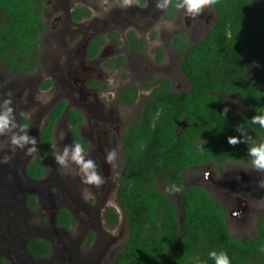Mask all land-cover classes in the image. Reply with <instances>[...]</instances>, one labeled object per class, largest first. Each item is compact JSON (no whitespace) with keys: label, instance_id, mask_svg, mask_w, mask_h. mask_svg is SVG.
Returning a JSON list of instances; mask_svg holds the SVG:
<instances>
[{"label":"trees","instance_id":"16d2710c","mask_svg":"<svg viewBox=\"0 0 264 264\" xmlns=\"http://www.w3.org/2000/svg\"><path fill=\"white\" fill-rule=\"evenodd\" d=\"M43 1L0 0V62L9 72L33 70L37 65ZM145 2L140 0V4ZM175 2L172 0L167 14ZM208 7L214 9L215 19L200 39L188 44L184 33L171 38L172 47L183 54L179 68L190 88L185 93L170 91L169 81L163 78L142 85L151 87V94L122 136L124 162L116 178V201L126 216L128 234L111 264H214L207 255L212 250L226 251L231 264H264V213L257 218L253 237H235L213 196L201 184H183L186 170L209 162L248 159V146L227 143V137L238 135L235 125L243 123L257 142L264 141V129L250 123L252 116L264 112V0L263 9L254 0H215ZM87 14L76 8L72 17L78 20ZM126 40L132 49L144 46L131 31ZM96 46L88 55L95 54ZM155 51L159 56V48ZM141 87L124 88L123 102L132 104ZM222 95L238 96L249 108L236 113L229 110L225 116L224 109L229 107ZM64 105V101L58 102L43 122L40 137L46 150ZM67 118L72 137L81 143L76 125L83 115L71 109ZM44 166L36 157L25 171L38 178ZM162 178L170 187L181 188L176 193L179 206L172 194L155 187ZM261 197L264 200V188ZM104 217L113 228L119 214L107 207ZM56 220L66 225L69 212L60 210ZM27 248L38 257L49 251L39 238L29 240Z\"/></svg>","mask_w":264,"mask_h":264},{"label":"rangeland","instance_id":"374dc122","mask_svg":"<svg viewBox=\"0 0 264 264\" xmlns=\"http://www.w3.org/2000/svg\"><path fill=\"white\" fill-rule=\"evenodd\" d=\"M254 3L259 9H263V0H254ZM145 4L146 6L133 3L124 7L123 0H44L40 15L42 29L37 36L36 71L29 75H12L0 63V103L8 95L12 97L17 123L21 124L25 119L20 115L21 112L40 111L41 117L55 100L65 99L69 108H80L86 115V121L79 128L82 138L90 145L92 152L94 151L90 155L96 161L98 171L102 175L106 170L110 173L107 174L105 183L96 188L80 182L76 165L69 162L67 167L61 168L55 163L53 153L61 151L72 142L68 135V125L62 116L54 128L52 152L42 157L46 163L45 174L33 183L41 184L38 185V194H41L42 200L28 220L32 227L31 237L42 238L45 235L53 243L58 241L61 244L59 249L62 250V259H57L58 255L55 253L54 257L50 254L46 260L32 256L33 262L98 264L99 261V264H109L108 260L127 238L126 216L115 199L116 178L120 176L124 162L120 138L129 123L143 110L145 95L149 90L140 89L136 101L130 105L120 102L118 91L128 85L140 87L149 78L163 76L170 80L171 89L187 92L190 85L179 68L182 53L174 49L169 40L174 34L184 33L188 44H192L206 33L215 18L214 10L207 6H203L197 16L188 17L183 10L177 11L175 8L170 14L166 13L167 9L157 10L155 0H146ZM76 8L89 9L90 17L74 21L70 14ZM128 31H133L137 38L144 41L143 49L135 51L130 48L126 43ZM88 35H102L105 38L98 56L90 60L84 56L87 41L85 38ZM155 47L161 50L160 61L155 58ZM119 57H122V61L117 64L115 59ZM256 59H259V55ZM67 72L75 78L85 74L95 76L100 81H106L107 87L99 92L87 90L88 95L83 97L77 91L72 92L84 88L77 79H70ZM47 78H53L54 84L43 90L40 84ZM66 78L70 80V86L64 85L65 89L63 84L67 82ZM222 96L232 113L249 107L238 96ZM32 112L25 119L30 123H33ZM61 132L64 133L63 137ZM5 136H0V151L4 147ZM110 149L117 153L111 165L105 163L106 153H96ZM37 155L32 153L21 159L16 153H0V185L9 182L11 184L14 178H19L24 160L28 157L27 163ZM244 161L220 164L209 162L186 170L183 173V184L203 185L224 209L229 232L235 237L251 238L255 233L257 218L264 213V200L260 196L261 189L258 188L257 194L248 196L245 202L236 200L234 184L241 175L245 180L255 181L260 174L250 168L245 170L241 167ZM5 167H11L13 173H7ZM207 177L219 183L214 184ZM165 186L170 187L164 178L155 185L161 192L168 193L164 191ZM172 195L179 206L178 195ZM50 200L74 212L73 222L66 229H56L55 225L54 231L50 229L49 222H54L53 214L49 215ZM84 206L87 209L82 210ZM105 206L114 208L119 214L120 218L113 230L106 229L103 224L98 227L94 222L95 215L97 217L98 212ZM90 231L94 233V243L87 249L86 237ZM69 254L74 256V260L67 259Z\"/></svg>","mask_w":264,"mask_h":264},{"label":"flooded vegetation","instance_id":"af4514ba","mask_svg":"<svg viewBox=\"0 0 264 264\" xmlns=\"http://www.w3.org/2000/svg\"><path fill=\"white\" fill-rule=\"evenodd\" d=\"M80 9H82V8H80ZM82 10L84 12L87 11L88 14L85 15V16H82L78 20H75L72 17V12L74 11L73 10L71 12V14H70L71 18L74 21H80L82 19L89 18L90 15H91L89 9L86 8V9H82ZM167 10H168V8H167ZM168 16H167V18H168ZM91 30H94V29L91 27ZM128 32H130V31H128ZM131 32H133V31H131ZM127 33H126V35H127ZM173 36H171V38ZM171 38L169 40V43L170 44H171ZM85 39L87 41H86V45L84 46L85 47V49H84V56L87 59L90 60V59H93L96 56H98L99 48H100L101 44L104 42V39L105 38L102 35H93V36L88 35V36H86ZM96 43H98L97 46H96ZM126 43H127V40H126ZM95 46H96V52H95V54L88 55L89 49H92ZM144 46L141 49H143ZM171 46H172V44H171ZM155 48H159V47H155ZM141 49H137V50L132 49V50L140 51ZM159 50H160V48H159ZM155 58H156L157 61H160L162 59L161 50H160V55L159 56H158V54L156 52ZM115 60L117 61V64H120L121 61H122V57H119L118 59H115ZM37 66H38V62H37V65L35 66V68L33 70L28 69V70H26L24 72H11V71L9 72V71H7L5 69L4 66H3V68H4V70L7 71V73H11L12 75H29V74H32V73H34L36 71ZM67 76L69 78L72 77V78L77 79L79 81V83L81 84V87L84 88V89L72 90V92L77 91L78 94L82 95L83 97H85V96L88 95L87 94L88 91L99 92V91L104 90L107 87L106 81H100L95 76H89V75H86L85 74V75H81V76H78L77 78H75L73 75H70L69 72H67ZM82 77H83V79L85 81L82 79ZM152 78H157V79L158 78H163V79L168 80L169 81V89H170V91H174L173 89H171V83H170V80L168 78L163 77V76L162 77H152ZM152 78H149L147 80V82H149ZM66 79H67L66 80L67 82H65V84H63V86L65 85V86L69 87L70 86V80L68 78H66ZM48 80H49V85L48 86H45V84H46V82ZM53 84H54L53 78L52 79L51 78H47V79H45V80H43L41 82L40 86H41V88L43 90H45V89H48V88L52 87ZM189 85H190V83H189ZM65 86H64V88L66 89ZM123 89H121L120 91H118V94H117L118 99L120 100L121 103H123L125 105H130V104H127V103L123 102V100H122L121 92H122ZM141 89L142 90H145V91H148L149 90L147 92V95H145V97L146 96H149L151 94V91H152V88L151 87H149V88H142L141 87ZM67 93H68V91H67ZM60 101H64L65 105H64V108H63L61 114L54 121V124H53V127H52V134H51V143H50L49 149L46 150V149L42 148L43 146H42V139L40 137V130H41L42 126H43V122H44L47 114L49 113V111L58 102H60ZM144 103H145V101H144ZM71 109H76V110H78L83 115V120L76 125V128L78 130V135H79V138L81 139V143H84V144L87 145V148H88V150H89L90 153H94V151L92 152V149L90 148V145L84 142V140L82 138L81 129H79L80 126H81V124L84 121H86V119H87L86 118V115L83 113V111L80 108H75V107L69 108V106H68L67 102L65 101V99H57V100H55L50 105L49 109L45 112L44 116L42 115L40 117V115H41L40 114V111H38L36 113V111L34 110L32 112L33 123H30L29 121H27L25 119L22 120L23 123L21 122V124H27L29 126L28 135L29 136H32V137H36V139H37V145H36L37 151L34 152V153H37L38 155L36 157H38L43 162H44V159L42 157L44 156V154H48V153H51L52 152V144H53V138H54V133H55L54 132V128H55L56 124L58 123V120L62 116H64L65 122L68 125V135H69V137H70V139L72 141L71 143L78 142L71 135V125L69 124L68 118H67V112L69 110H71ZM16 131L19 132L18 129ZM126 131H127V128H126ZM124 133L122 134V136L124 135ZM20 134H22V133H20ZM122 136L120 138V146H121V149H122V153H124L123 148H122V144H121ZM106 152L107 151H105V150H101L100 152L96 151V153H106ZM0 153H13L12 151H10V145L8 143V136H5L4 147L2 148V150L0 151ZM14 153H16V156H19L21 159H23V157L25 155L24 152L21 151V150H19V149L16 150ZM18 153H22V155H19ZM39 153H42L41 156L39 155ZM36 157H34V158H36ZM34 158L29 159V161L27 163H26V159L24 160V162L22 163V175L19 178H14V180L12 181L11 184L9 182L7 184L3 183L2 185H0V264H49L50 263V261H37V262H33L32 259H31V257L34 256V255L31 254L30 251L27 248V242L29 240H31L33 238H39V237H31L33 235L32 231H31L32 230V227L28 224V220L30 219V217H31V215L33 213V210L34 209H37V206H39V203L42 200L41 194H38V192L40 191V188L38 187V185H41V184H39V182H38V184H33V183H36L45 174V171H46V165H45L44 166V172H43V174L40 177H38V178H32V177H30L26 173L25 166H27V164L31 160H33ZM235 161H244V160L237 159ZM235 161H231V162H235ZM226 162H228V161H226ZM102 169H104V168H102ZM5 170H6V172L8 171L10 174L13 173L11 171V170H13L11 167H5ZM104 174H106V175H104ZM104 174H103V176L106 179L107 174L109 175L110 173H109V171L106 170ZM263 175H264V173H260L259 176H258V178H255V181L245 180L244 177H243V175H241L239 181L234 184L235 187H236V189H234V190L237 191L236 200L237 201L238 200H240V201L242 200V201L245 202L247 200L248 196L251 195L253 197V194H257L256 193V189L257 188L258 189H261V187L259 186V184H260V181L263 180ZM207 178H208V180H210L214 184H218L219 183L218 181L216 182L213 178H209V177H207ZM30 181H32V182H30ZM56 184H58V182ZM15 185H17L18 187H15ZM48 186H50V185H48ZM206 190L209 192L208 189H206ZM260 196H261V190H260ZM32 197L34 198L33 199V202H34V205L33 206L31 205V200H32L31 198ZM49 206H50L49 215L50 214H53L52 216H53V219H54V222L53 223L48 221L49 222L50 229L52 231H54L53 230V225H55L54 227L56 229H66L68 226L71 225V223L73 222V216H74L73 213L74 212H72L69 208H66L65 206H62L60 204H54L52 202V200H50ZM239 206H241V205H239ZM107 207H109V206L103 207L102 210L100 211V213L98 212L97 217L95 215V221L94 222H95V224L98 227H100L101 224H103L106 229L113 230L114 227L117 224L113 228H110L106 224V219L104 217V211H105V209ZM62 209H66L69 212V221L67 222L66 225H63V224L61 225V224L57 223V220H56L59 211L62 210ZM85 209H87V207L84 206L82 208V210H85ZM255 227H256V225H255ZM254 232H255L254 233V235H255L256 234V229L254 230ZM39 239H42L48 245L49 251H48V255L47 256H39V257L38 256H34L36 259L46 260V259L49 258L50 254H52L53 257H54V255L57 254L58 255L57 256L58 257L57 259H59V260L62 259V250L59 249V248H61V244L58 241H56V243H53L45 235L42 238H39ZM92 243H94V233L90 231V232L87 233V237H86V245L88 246L87 249L90 248V246H91ZM89 252H90V254H93L91 251H89ZM115 254H116V252L108 260V263L109 264H111V261H112V259H113V257H114ZM67 259H69V260L73 259L74 260V256L71 255V254H69V256L67 257ZM60 264H63V263L61 262ZM78 264H79V262H78ZM98 264H99V261H98Z\"/></svg>","mask_w":264,"mask_h":264},{"label":"clouds","instance_id":"9594fccd","mask_svg":"<svg viewBox=\"0 0 264 264\" xmlns=\"http://www.w3.org/2000/svg\"><path fill=\"white\" fill-rule=\"evenodd\" d=\"M133 3L140 5V0H123L124 7L131 6ZM171 3L172 0H155V8L163 11L169 8ZM214 3L215 0H176L173 7L177 11L183 10L184 14L188 17H195L201 12L203 6L208 7ZM143 6H146V4ZM32 111L34 110L21 112L20 115L28 119ZM228 111L229 109L225 108L223 114L226 116ZM250 123L264 129V112L252 116L250 118ZM15 129H18L19 132L14 131ZM28 129L29 126L27 124L17 123L12 97L8 95L3 98L2 103H0V136H8L10 151L14 153L19 149L23 151L25 155L29 156L37 151V139L36 137L28 135ZM235 131L238 135L227 137V143L232 146L237 144H245L248 146V159L242 163L241 167L245 170L250 168L252 171L264 173V141L257 142L243 123L235 125ZM63 135L64 133L61 132V137H63ZM116 155L117 153L115 150H108L105 155V163L111 165L116 159ZM53 157L55 163L61 168L67 167L69 162L76 165L79 170L78 178L82 184L100 188L105 183V177L98 171V165L96 161L92 159L86 144L73 142L69 145H65L61 151L54 152ZM6 159L7 158H5V161ZM61 174L63 175V173ZM259 186L264 188V180L260 181ZM164 191L169 194L178 193L181 191V188L173 184L171 187L165 186ZM207 255L208 259L212 260L214 264H231L230 257L226 251L212 250L209 251Z\"/></svg>","mask_w":264,"mask_h":264}]
</instances>
